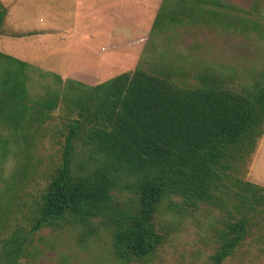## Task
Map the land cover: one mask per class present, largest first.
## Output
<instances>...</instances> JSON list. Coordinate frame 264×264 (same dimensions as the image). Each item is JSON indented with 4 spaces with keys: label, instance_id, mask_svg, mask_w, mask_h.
I'll return each mask as SVG.
<instances>
[{
    "label": "trees",
    "instance_id": "obj_1",
    "mask_svg": "<svg viewBox=\"0 0 264 264\" xmlns=\"http://www.w3.org/2000/svg\"><path fill=\"white\" fill-rule=\"evenodd\" d=\"M166 1L153 30L188 20L243 35L253 32L264 42V0H254L250 10L229 0H172L169 18L160 26ZM5 18L0 2V32ZM30 67L0 52V126L30 130L50 118L40 116L51 114L61 101L71 118L61 162L32 210L29 235L73 222L88 230L87 239L103 227L112 230L118 260L142 262L167 240L157 223L164 207L180 212L211 204L229 215L211 264H223L243 244L258 207L264 206V187L236 181L232 184L239 190L232 192L226 183L233 164L264 134V70L240 89L215 69L199 73L198 85L191 87L140 65L95 86L71 79L63 83L56 76L60 87L36 104L41 111L35 115L26 103ZM231 195L237 197L234 211L227 205ZM29 241L16 232L4 242V248L16 246L6 255L17 262Z\"/></svg>",
    "mask_w": 264,
    "mask_h": 264
},
{
    "label": "rangeland",
    "instance_id": "obj_2",
    "mask_svg": "<svg viewBox=\"0 0 264 264\" xmlns=\"http://www.w3.org/2000/svg\"><path fill=\"white\" fill-rule=\"evenodd\" d=\"M164 1L133 0L123 5L125 11L130 12L127 17L140 26L138 29L134 26L132 34L129 32L131 38L126 27L125 33L119 31L117 34L120 35H114L112 39L108 36L109 31L100 33L98 29V35L103 37L96 42L87 41L91 51L111 50L113 55L107 56L110 65L104 58L100 60L95 53H89V47L83 45L81 30L78 39H73V20L60 23L65 30L54 32V39L33 36L37 34L35 28L43 25L40 18L47 24L52 13L56 16L70 12L72 15L76 9L73 0H37L38 4L32 0H0L6 9L0 32V52L18 56L31 65L27 71L26 103L36 110L35 115L41 111L36 104L60 87L56 76L61 77L63 83L71 79L95 86L124 72H133L140 65L151 73H170L177 85L191 87L198 85L196 76L199 73L215 69L225 75L229 85L240 89L249 86L255 75L264 70V42L253 32L243 35L188 20L170 24L165 30H153ZM253 1L229 0L244 10H250ZM135 2L137 6H131ZM171 2L167 0L163 7L160 26L169 18ZM261 9L264 13V3ZM115 16L110 12L101 20L110 21L108 18ZM92 20H95L94 24H100L99 15H93ZM113 25L115 23H109V30L111 26L114 29ZM86 57L91 70L84 62L78 64L79 59ZM46 116L50 118L46 119ZM40 118L46 121L38 122L26 131L15 132L0 126V264H123L114 256L110 229L100 227L85 239L88 230L73 222H64L60 227L44 228L29 235L32 210L61 162L64 134L71 115L61 101L55 111ZM82 158L84 155L80 156ZM233 166L226 183L231 185L232 192L239 190L232 184L236 181L264 187V134L253 151L242 153ZM227 199L228 208L234 211L231 205L237 202V197L231 195ZM121 201L125 203L124 198ZM174 202L180 200L174 199ZM261 209L264 210V206L258 207L246 240L223 264H264V212H260ZM227 220L229 215L225 208L211 204H200L198 209L180 212H171L164 207L157 223L168 233L167 240L147 261L128 264H211L220 248V237ZM92 225L97 226V220ZM16 232L30 240L17 262L6 255L16 246L4 248L5 240L13 238Z\"/></svg>",
    "mask_w": 264,
    "mask_h": 264
},
{
    "label": "crops",
    "instance_id": "obj_3",
    "mask_svg": "<svg viewBox=\"0 0 264 264\" xmlns=\"http://www.w3.org/2000/svg\"><path fill=\"white\" fill-rule=\"evenodd\" d=\"M32 1L37 3V0H32ZM73 1H74L75 6H76L75 7L76 9L73 13H71L72 15H70V12L69 13L64 12L62 14L57 13L56 16L54 13H52L49 16L51 18V20L50 21L48 20L47 24H45L46 20L43 21V19L40 18L39 22L42 23L43 25L35 28V31H37L36 32L37 34L33 35V36L34 37L40 36V37H43L45 39H52V38L54 39V35H55L54 32H56V31L58 32V30L62 32L65 30V28H64L65 26L64 27L61 26L60 23L66 21V20H68L69 22H72V20H73L75 22L73 25V31H72L73 39L74 40L78 39V37L80 36L79 31L81 30L80 32L83 33L82 35H83V40H84L83 45H85V46L87 45L89 47V53H93V54L95 53L94 55L100 57V60L102 58H104L111 65V61L109 62V60H107V56L112 54L111 50L105 51L103 53L101 51H99L98 49L91 51L90 43H88L87 41L92 42V41H95L96 39H98L99 37H103V36H100V34L98 35V33L99 32L101 33L103 30L109 31L108 36L110 39H112V37L114 35H120V34H117V33H119V31H120V33H125L124 30L126 27H128L127 32H128L129 38H131L132 37V35H131L132 34L131 33L132 28L135 26V27H137L136 29H138V27H140V26H139V24L134 25V23L137 21L133 20L132 18L129 19L127 17V15L130 12L125 11L123 5L125 3H129L130 1H133V0H73ZM136 2L131 6H137ZM42 7H43V5H42ZM47 7H48V5H47ZM127 9L131 10L129 8H127ZM107 11L112 12L113 16L114 15H116V16L113 19L109 17L108 19L110 21L101 20V18L103 16L110 14V12L107 13ZM93 12H96V13L93 14ZM126 12H128V13H126ZM93 15H99L100 24L96 25L93 23L96 20V19L92 20ZM26 19L29 22H32L29 19V17H27V16H26ZM112 22L115 23V25L117 24V26L113 25L114 29H112L113 27L111 26V30H109L108 25H109V23H112ZM119 23H121V26H119ZM69 26H71V25H69ZM92 28L94 30L93 32L91 30ZM98 29H99V32H98ZM94 47L97 48L96 46H94ZM14 58L19 59V60L24 61V62H27V61L23 60L22 58L15 56V55H14ZM87 61H88L87 57L85 59H79L78 64L83 65V62H84L85 67L87 69L91 70V68H90L91 66L86 64ZM84 82H85V84L90 85V84L86 83V81H84ZM84 82H82V83H84Z\"/></svg>",
    "mask_w": 264,
    "mask_h": 264
}]
</instances>
